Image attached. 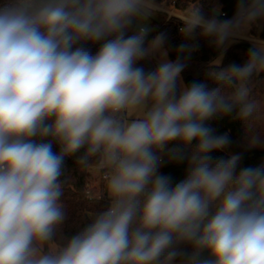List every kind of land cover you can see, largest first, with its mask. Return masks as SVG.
<instances>
[{
	"label": "clouds",
	"instance_id": "1",
	"mask_svg": "<svg viewBox=\"0 0 264 264\" xmlns=\"http://www.w3.org/2000/svg\"><path fill=\"white\" fill-rule=\"evenodd\" d=\"M164 8L156 0L0 3V264H264V164L214 159L231 140L206 123L232 115L261 130L249 147L264 144V100L253 96L264 42L243 65L215 63L213 88L185 86V59L198 45L181 44L187 55L175 61L165 34L145 45L147 18ZM179 19L185 38L200 29L221 48L264 19V0H237L222 21L193 3ZM88 43H100L95 54ZM157 52L155 70L137 66ZM77 153L82 170L103 175L95 202L108 203L61 242L60 177ZM165 160H187L186 177L173 185L160 173Z\"/></svg>",
	"mask_w": 264,
	"mask_h": 264
},
{
	"label": "trees",
	"instance_id": "2",
	"mask_svg": "<svg viewBox=\"0 0 264 264\" xmlns=\"http://www.w3.org/2000/svg\"><path fill=\"white\" fill-rule=\"evenodd\" d=\"M167 2L169 6L175 0H156L157 3ZM177 7L180 11L186 12L197 3L201 12L206 19L217 18L219 20L231 19L237 7V0H177ZM3 0H0L2 3ZM220 10L225 16H214V11ZM157 20L153 21V25L157 30L154 36L161 33L165 34L166 40L164 49L167 51L171 61H175L178 55L184 59L187 54H178L177 49L181 44L198 45L192 51L190 56L185 59L186 67L181 73L185 86L192 82H201L207 84L209 89L214 87V84L208 78V73L217 68L216 61L222 56L223 60L218 67H227L230 64L243 65L246 60L248 50L252 47V43L246 40H236L229 46L224 53V47L218 48L214 45L211 38L203 37L200 34V29H196L191 38H185L180 29L183 27L182 21L178 17L168 18L167 14L162 12H155ZM262 27L261 39L264 41V19L252 24ZM136 25L133 24L129 29L128 35L134 34ZM91 49L92 53L99 49L100 43H88L85 45ZM253 96L264 100V73L253 78ZM208 126L215 130L216 135L227 134L231 140V144L222 151H215L211 153L214 159L229 158L232 154H240L242 159L240 161V168L248 166H259L264 164V144L257 147H249L250 139L253 135L259 134L260 129L250 130L239 120L233 118L232 115H225L223 117H216L206 122ZM174 145H169L172 147ZM194 144L189 146L186 151L190 152ZM53 151L59 152V146L54 144ZM83 151V150H82ZM77 153L74 156L66 157L63 165V174L60 177L61 182L65 185V195L63 198L67 211V219L61 226L57 239L63 242L64 240L75 235L87 223L90 222L93 213H97L107 207V200L97 201L90 200L86 192L91 190L93 194L99 191H104L105 181L98 180L90 171L82 170L77 164ZM239 170V169H238ZM160 173L172 177L173 185L183 180L187 175V160L180 163H165L160 168ZM175 263H179V259Z\"/></svg>",
	"mask_w": 264,
	"mask_h": 264
},
{
	"label": "rangeland",
	"instance_id": "3",
	"mask_svg": "<svg viewBox=\"0 0 264 264\" xmlns=\"http://www.w3.org/2000/svg\"><path fill=\"white\" fill-rule=\"evenodd\" d=\"M157 19H158L157 18V15H156V13H154L152 16L148 17L147 18V21L145 22L146 23V26L149 28V34H148V36L146 38V42H145V45L146 46H147V43L149 41H151L152 39H154L156 37L154 35H155V32H156L157 28H156L155 25H153V21H156ZM135 30H136V27H135ZM261 32H262V27L261 26H256V28H255L254 26L251 25L250 28L247 31H245L242 35L233 38L231 41H229L226 44V46L224 48V53L227 51V49L229 48V46L231 44H233L236 40H246V41H250L252 43V45L254 46L259 41H256V40H248V39H245V38H243L241 36L248 37V38H251V39H258L261 42V40H262L261 37H260ZM223 57H224V55H222L216 61V63L221 64V62L223 60ZM160 59H161L160 53L157 52L155 55L150 56V57H148V58H146L144 60L139 61L137 66L143 67L145 69V71H153L158 66V63H159ZM167 59L170 60V58L168 56V53H167ZM181 79L183 81V84L185 85L182 76H181ZM90 171H91V173L98 180H100L101 173L96 168H94V167L93 168H90Z\"/></svg>",
	"mask_w": 264,
	"mask_h": 264
},
{
	"label": "built area",
	"instance_id": "4",
	"mask_svg": "<svg viewBox=\"0 0 264 264\" xmlns=\"http://www.w3.org/2000/svg\"><path fill=\"white\" fill-rule=\"evenodd\" d=\"M177 4H178V1L177 0H175L171 6H169L167 4V2L164 1L163 2V5H164L165 8L163 10H160L159 12H162V13L167 14L168 18H170V17H178V18H181L185 12L180 11L178 9V7H177ZM220 16H225V14L220 11ZM101 178H102V180H104L102 174H101ZM101 193H102V191H99L98 193L93 194L91 190H88L86 192L87 197L90 200H95V198L98 197ZM104 200L105 199H102V200H99V201H104Z\"/></svg>",
	"mask_w": 264,
	"mask_h": 264
},
{
	"label": "crops",
	"instance_id": "5",
	"mask_svg": "<svg viewBox=\"0 0 264 264\" xmlns=\"http://www.w3.org/2000/svg\"><path fill=\"white\" fill-rule=\"evenodd\" d=\"M241 37H243V38H245V39H248V40H256V41H259V42H260V40H258V39H251V38L244 37V36H241ZM261 42H264V41H263V40H261ZM175 264H179V263H175Z\"/></svg>",
	"mask_w": 264,
	"mask_h": 264
},
{
	"label": "water",
	"instance_id": "6",
	"mask_svg": "<svg viewBox=\"0 0 264 264\" xmlns=\"http://www.w3.org/2000/svg\"><path fill=\"white\" fill-rule=\"evenodd\" d=\"M214 16L219 17L220 16V11L219 10H215L214 11Z\"/></svg>",
	"mask_w": 264,
	"mask_h": 264
}]
</instances>
